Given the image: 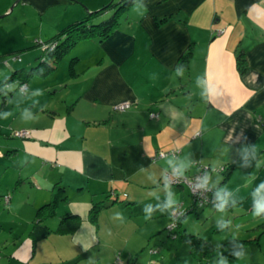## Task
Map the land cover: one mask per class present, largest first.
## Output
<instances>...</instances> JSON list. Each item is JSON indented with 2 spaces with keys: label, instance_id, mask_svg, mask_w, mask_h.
<instances>
[{
  "label": "crops",
  "instance_id": "obj_1",
  "mask_svg": "<svg viewBox=\"0 0 264 264\" xmlns=\"http://www.w3.org/2000/svg\"><path fill=\"white\" fill-rule=\"evenodd\" d=\"M31 1L46 14L42 39H48L109 0ZM74 46L73 74L68 68L55 73L50 84L60 83L61 92L34 98V124L22 126L27 135L13 134L0 111V198L10 187L35 191L34 208L51 198L55 184L64 187L50 216L14 213L18 201L10 196L3 203L10 213L0 212V264H125L115 261L118 249L138 257L145 233L130 240L133 228L122 233L120 222L104 215L119 208V197L122 206L139 205L143 214L172 203V192L187 191L162 180L173 165L188 176L209 167L207 185L219 205H238L245 189H257L264 166V0H135L105 38ZM185 50L183 75L175 66ZM122 99L130 106L114 110ZM159 150L170 152L158 156ZM226 165V177L212 172ZM99 200L104 206L90 221L88 209ZM190 203L187 191L186 212ZM67 211L78 214L77 227L56 230ZM154 227L161 230V221ZM147 231L148 238L156 232ZM182 241L172 252L149 247L146 264H198Z\"/></svg>",
  "mask_w": 264,
  "mask_h": 264
},
{
  "label": "rangeland",
  "instance_id": "obj_2",
  "mask_svg": "<svg viewBox=\"0 0 264 264\" xmlns=\"http://www.w3.org/2000/svg\"><path fill=\"white\" fill-rule=\"evenodd\" d=\"M77 3L83 7L82 2L78 1ZM54 8L55 7L50 6L48 10H54ZM59 11L60 9H58V12ZM125 13L126 9L122 13V16ZM108 14L109 12L98 19H102V17H106ZM45 15L46 14L41 15V13H39L31 0H0V78L16 67H27L28 65L37 62L41 56H45L41 47L35 43V40L37 39H47H42L44 37L42 35L45 32L47 23ZM39 28L41 35H37V30H39ZM74 48L75 46L73 48L70 47L60 57L58 66L55 70L49 71L48 75L44 77H38L35 75L30 77L29 80L31 81H29V87L25 92L20 91L19 85L16 81H10L7 84L12 92L5 98L6 102L4 101V106L0 111L3 112L2 115L6 122H9L13 127L11 129L21 130L24 128L22 126H28L31 123L34 124V98L42 100L40 97L44 96V94L49 96L54 91L57 94L61 92L60 90L63 87L61 88L59 85L60 83H57V85H51L56 83V80L53 77L55 73L60 74L64 68H67L68 59L72 56V50H74ZM12 54H17L20 59H13L11 57ZM5 58L6 60H4ZM26 60H29L30 62L24 64ZM49 85L50 87L47 88ZM53 86L57 88L54 89ZM47 89L50 90V93L47 92ZM63 106L64 104L62 103L60 107ZM160 151L165 152L164 154L170 152L169 150H159L158 152ZM171 167L175 166L173 165ZM176 169L179 170L178 168ZM216 171L217 170H213L212 172ZM214 174L215 173H213V175ZM219 174L221 175L222 173ZM259 176L260 178L255 184L257 189L253 191L251 190L250 192L245 189L246 194H242V200L238 205L235 203L229 207L225 204L216 206L214 203L208 202L204 204L202 208L197 206L195 209L187 211L184 216L182 215L183 217L180 218L181 226L184 227L187 232L200 233L204 238L212 236L216 242H222L230 237L250 239L234 249V258L231 264H264V212H261L258 216L254 215L257 206L264 205V166L261 167ZM162 180L166 182L163 176ZM222 184L223 183L217 186V188L220 189V192L223 190V187H221ZM11 190H17V192L14 193L11 192ZM33 194L35 197V191L26 193L23 190L21 192L18 189L13 190L10 187V192L2 194L0 198V212L4 215L10 213L6 210V206L3 207V203H5L10 196L12 202L18 201L16 208H14L12 212L17 213V211H20L26 213L28 216L34 214L37 206L31 208L30 204L32 202ZM140 194L144 195V193ZM170 195L172 199L171 201H173L172 203L167 202L168 205L160 209L147 208L144 210V214L139 210V205L137 208H133L129 203L126 204V206H122V203L119 201L120 197L115 200V203L119 208L109 209L104 216H109L111 219L120 222L119 228L122 233H128L129 230L133 228L134 234H132L133 236L130 240L137 239L139 234L143 235L145 233V238H141L143 239L141 242L143 246L140 248V254L138 257L135 254H131L133 256L128 257L126 254H122L121 250L118 249L120 253H118L119 251L114 253V258L117 257L115 261L121 260L123 261L122 263L126 262L125 264H133V261L137 262L138 260V264H146L147 258L153 256L150 253L148 254V249L151 246L152 249L158 248L162 252L167 250L172 252L176 247L185 246V243L178 236H175L170 232V228L173 227L175 229V218L179 216L176 211H173V214H170V208L177 207L179 210H182L183 207H185L183 206V203L187 202V191L182 189L180 191L172 192ZM110 196L112 197L111 193L108 197ZM121 199L124 198L122 197ZM255 199H258V201L253 204ZM24 200H26V203L22 204ZM170 205L171 207H169ZM120 206L125 207L124 212H122ZM99 211L100 210H98V212ZM16 215L17 214H14L13 216ZM96 216L98 217V213ZM124 216H126V218H124ZM160 221L163 228L158 231V228L154 226ZM102 224L103 227L107 226L105 222ZM148 229L156 231L150 236V238H148V234H146ZM107 239L108 238H105L104 241L110 243ZM102 241H100L102 244L101 247H99L104 251L105 246L103 245L104 241ZM129 243L131 244L132 242L130 241ZM121 244L123 243H119L120 248ZM104 255H106V253H104ZM154 256H157V254ZM126 257H128L127 259L129 260H127ZM192 258L195 260L194 257ZM214 261L215 260H210L209 263L217 264L216 261ZM171 262L173 261L171 260ZM165 264L170 263L166 262Z\"/></svg>",
  "mask_w": 264,
  "mask_h": 264
},
{
  "label": "trees",
  "instance_id": "obj_3",
  "mask_svg": "<svg viewBox=\"0 0 264 264\" xmlns=\"http://www.w3.org/2000/svg\"><path fill=\"white\" fill-rule=\"evenodd\" d=\"M133 1L135 0H109L108 2L104 3L101 7L92 11H87L83 17L74 19L64 24L59 30H57L53 35H51L50 38L41 41L35 40V43L41 47V49L45 53V56H41L37 62H34L33 64L28 65L27 67H16L0 78V104L4 102L5 98L12 91L10 88H8L7 85L10 81H16L18 85L24 83L26 87L23 90H20L21 92H24L27 88L26 82L29 80L30 77L34 75L43 77L48 74L49 71H52L55 68L58 59L70 47H72V45H74L76 41L85 38H96L97 40H102L103 38H105L118 25L120 18L122 17V13ZM107 12H109V14L106 17L98 19L103 13L107 14ZM40 44H43L44 47H42ZM189 53L190 50H185L182 54H180L178 56L177 63L175 66L178 72L182 73L183 75L186 72V60ZM241 54L242 53L240 51L236 56V65L239 70H242L244 67L243 58ZM75 58L76 57L71 56L68 60L67 68L69 74H73L74 72L73 62ZM19 59L20 57L18 56L16 60ZM4 60H6V58ZM208 169L210 168L208 167L207 169H203L206 176L205 195H207V197H211L212 200L219 205V202L214 196L215 193L213 189L207 185L206 174ZM213 169L221 172L223 178L226 177V174L228 172L227 165L225 167L217 166ZM53 189L54 192L52 193L51 198L47 202L37 207V215H43L45 217L50 216L54 212V208L58 199L64 198V187L62 185L55 184L53 186ZM188 194L191 198V209H195L194 207L202 206L203 204L208 203L203 202L201 204H198L196 199H194V197L189 192ZM217 204L215 205L217 206ZM102 206H104V203L101 200L91 203L87 213V216L90 221H94L98 210ZM185 212L186 208L183 207L179 216L175 218V229L173 227L170 228V232H172V234L174 235L177 234L182 240H184L188 244L189 250L195 260L198 262V264H210V260H215L216 262H220L221 264H231L234 258V248L243 244L246 240H250L247 238L230 237L222 242H212L197 233L187 232L185 228L182 227L180 224V218ZM79 221L80 218L78 214L67 211L61 214V216L59 217L56 230L63 232H71L74 228L77 227Z\"/></svg>",
  "mask_w": 264,
  "mask_h": 264
},
{
  "label": "built area",
  "instance_id": "obj_4",
  "mask_svg": "<svg viewBox=\"0 0 264 264\" xmlns=\"http://www.w3.org/2000/svg\"><path fill=\"white\" fill-rule=\"evenodd\" d=\"M40 45L42 47H44L43 44H40ZM11 57L13 59L18 58L17 55H12ZM25 87L26 86L24 83L19 84L20 90H23ZM129 105H130V100L122 99V100L115 102L112 105V107L115 110H123V109L127 108ZM150 115L153 116L154 114L151 113ZM13 134L23 136V135H27L28 131L26 129L15 130V131H13ZM164 153L165 152L160 151V152H157L156 155L162 156ZM162 176L165 179V181L170 183V184L177 183V184L185 185L186 188L188 189V192L194 197V199H196L198 204H201L203 202H212L214 204H217L215 201L212 200L211 197H207V195H205V193H206V184H205L206 176H205V172L203 170H200L197 173L188 176V175H185V174L181 173L180 171H178L175 167H170V168H167L163 171ZM3 196H5V195H3ZM173 211H176L177 214L181 213V210H179L177 207H172L170 214H173ZM174 218H175V216H174Z\"/></svg>",
  "mask_w": 264,
  "mask_h": 264
},
{
  "label": "clouds",
  "instance_id": "obj_5",
  "mask_svg": "<svg viewBox=\"0 0 264 264\" xmlns=\"http://www.w3.org/2000/svg\"><path fill=\"white\" fill-rule=\"evenodd\" d=\"M261 212H264V205H258L257 208H256V211H255L254 215H257L258 216Z\"/></svg>",
  "mask_w": 264,
  "mask_h": 264
},
{
  "label": "flooded vegetation",
  "instance_id": "obj_6",
  "mask_svg": "<svg viewBox=\"0 0 264 264\" xmlns=\"http://www.w3.org/2000/svg\"><path fill=\"white\" fill-rule=\"evenodd\" d=\"M39 41H41V40H39Z\"/></svg>",
  "mask_w": 264,
  "mask_h": 264
}]
</instances>
